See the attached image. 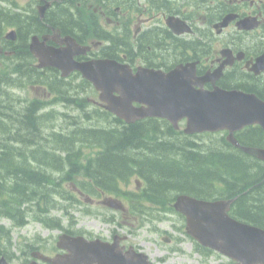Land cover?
I'll return each instance as SVG.
<instances>
[{
    "label": "trees",
    "instance_id": "16d2710c",
    "mask_svg": "<svg viewBox=\"0 0 264 264\" xmlns=\"http://www.w3.org/2000/svg\"><path fill=\"white\" fill-rule=\"evenodd\" d=\"M67 16L61 10L51 17L52 24L74 28L75 25L63 23ZM4 93L0 89V218L11 219L14 226L21 227L27 223V218L33 217L48 227H61L58 220L51 221L48 215L51 209L58 207L59 199L69 198L62 189V182L76 175L83 177L85 183L94 180L106 191L117 189L120 180L127 182L131 176L138 175L145 181L147 189L136 200L160 201L158 203L168 209L177 194L200 199L236 197L231 215L264 229V163L232 146L226 137L210 140V143H217L216 147L183 143L179 133L167 122L158 120L126 125L114 118V128H100L97 124L111 116L98 108L90 109L87 102L84 116L88 124L80 119L74 125L72 121L73 128L68 131L50 129L46 132L38 128L32 113L34 104L27 108L20 121L21 114H16L17 119L11 121L8 106L11 98L7 95L3 99ZM5 139L62 142L15 147L6 144ZM238 139L242 143L240 135ZM48 146L65 155L60 157L40 150ZM84 146L101 147L102 151L98 157L83 162L79 156L84 152L79 148ZM34 148H39L38 152H33ZM45 167H51L59 174L47 175L43 170ZM53 175L61 177L57 179ZM36 246L28 244L26 247L33 250ZM12 249L11 230L0 226V256L11 262H27L24 256H16Z\"/></svg>",
    "mask_w": 264,
    "mask_h": 264
},
{
    "label": "water",
    "instance_id": "95a60500",
    "mask_svg": "<svg viewBox=\"0 0 264 264\" xmlns=\"http://www.w3.org/2000/svg\"><path fill=\"white\" fill-rule=\"evenodd\" d=\"M33 44L32 50L42 61L40 67L57 66L68 75L79 70L83 76L102 91L101 100L110 112L135 123L145 118H165L176 128L187 118V133L228 130V140L236 146L234 133L244 127L259 124L264 129V102L240 91H205L206 80L195 78L189 68L168 75L140 69L132 75L128 68L114 62L101 61L69 67L54 50ZM200 87L196 89L195 87ZM117 94V95H115ZM134 103L140 104L135 107ZM264 161V149L244 148ZM230 201H203L180 196L175 208L187 216L188 231L204 246L236 260L239 264H264V229L238 222L229 217ZM58 246L69 254L54 259L41 254L34 256L49 264H148L147 257H123L116 246L88 243L68 235L60 237ZM0 264H8L0 259ZM37 264V263H31Z\"/></svg>",
    "mask_w": 264,
    "mask_h": 264
},
{
    "label": "flooded vegetation",
    "instance_id": "af4514ba",
    "mask_svg": "<svg viewBox=\"0 0 264 264\" xmlns=\"http://www.w3.org/2000/svg\"><path fill=\"white\" fill-rule=\"evenodd\" d=\"M38 0H36L37 2ZM207 4L209 13H215L209 20L201 24V21H193L192 35L193 41L186 45L183 40L189 39L188 36L179 38V42L175 45L167 44L159 52L150 57L155 64H163L168 66L171 61L178 62L177 65L189 62L196 63L197 75L202 77L206 74L213 75L222 68V73L216 81V85L225 90L238 89L248 94H254L264 101V59L259 60L264 55V0H196L194 5L197 10L200 8L199 2ZM103 13V12H102ZM234 14V21L227 27L218 26L223 22L224 18ZM51 13H47L41 25L46 26L47 32L52 33V37L57 38V42H61V27L52 24L50 19ZM253 18V21L245 22L241 27L238 23ZM246 27V28H242ZM251 26V27H250ZM208 30V34L205 32ZM134 33L130 32V38ZM59 47L57 43H50ZM128 45H133L129 42ZM25 46V45H24ZM150 49V46L148 47ZM4 46L0 41V55L4 51ZM116 53L119 52V47ZM9 54H18L17 49H11ZM139 53L135 55V59L139 57ZM131 65L133 63L128 60ZM206 89H213L212 83L205 85ZM37 91L38 87H32ZM44 99V97H39ZM46 98L53 99L51 94H47ZM55 103L56 101L53 100ZM58 107L61 105L57 104ZM255 127V126H254ZM250 127L242 131L245 139L257 142L264 141V134L253 136ZM88 239L95 237L87 236ZM98 238V237H96ZM125 237H120V246L126 249L131 247L127 244Z\"/></svg>",
    "mask_w": 264,
    "mask_h": 264
},
{
    "label": "rangeland",
    "instance_id": "374dc122",
    "mask_svg": "<svg viewBox=\"0 0 264 264\" xmlns=\"http://www.w3.org/2000/svg\"><path fill=\"white\" fill-rule=\"evenodd\" d=\"M34 94L37 95L35 91ZM89 96L90 98H94L92 93H89ZM97 209H100V212H103L104 214H110L107 210L100 208V206L93 208V210ZM63 213L64 210L59 213L52 214L62 218ZM72 216L74 218L73 220L76 222L74 226L76 230H86L108 238L112 236V233L115 230L121 232L124 236L131 231L132 234L128 235V243L139 247L153 261L157 262L159 258H164V261L161 262V264H228L229 262L228 259L220 255L212 256L209 259L204 260L199 254H196L194 252V245L192 241L186 236V234L179 230L181 225L178 219L179 217L177 216H171L170 220L162 221L156 224L158 230H161L162 232H155L154 230L151 231V228H153L151 225L139 227V225H137L138 223H133L131 218L127 220L130 225V228H127V226L120 227L103 223L100 218L85 215L80 210L73 211ZM1 223L6 227L11 226V222L6 219H2ZM63 224L68 226L69 221L63 220ZM164 231H166L169 235L163 233ZM62 233L64 232L60 230L52 231L44 228L39 223L32 222L25 228L15 229L13 231V241L16 243V248L18 250V246L26 239L34 240L39 236L42 239L47 240V250L45 251L48 253V249L56 244ZM168 236L173 239L170 243L164 242L163 239Z\"/></svg>",
    "mask_w": 264,
    "mask_h": 264
},
{
    "label": "bare ground",
    "instance_id": "6f19581e",
    "mask_svg": "<svg viewBox=\"0 0 264 264\" xmlns=\"http://www.w3.org/2000/svg\"><path fill=\"white\" fill-rule=\"evenodd\" d=\"M24 22H27V21H24Z\"/></svg>",
    "mask_w": 264,
    "mask_h": 264
}]
</instances>
